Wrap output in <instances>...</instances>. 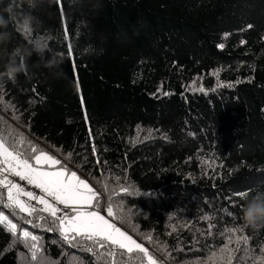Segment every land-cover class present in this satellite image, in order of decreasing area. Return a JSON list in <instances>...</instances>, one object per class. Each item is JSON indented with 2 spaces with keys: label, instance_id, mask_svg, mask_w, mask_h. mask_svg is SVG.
I'll return each instance as SVG.
<instances>
[{
  "label": "trees",
  "instance_id": "obj_1",
  "mask_svg": "<svg viewBox=\"0 0 264 264\" xmlns=\"http://www.w3.org/2000/svg\"><path fill=\"white\" fill-rule=\"evenodd\" d=\"M16 7L30 10L21 0ZM32 11L41 21L33 36H51L50 48L66 59L50 67L48 55H29L10 23L0 71L17 46L26 49L28 69L0 89V116L84 175L102 204L112 195L126 218L115 222L158 264H208L210 250L225 242L219 233L233 225L226 197L264 191V0H42ZM194 80L205 92L188 87ZM118 183L131 194L113 192ZM229 211L242 217L239 208ZM24 227L55 264H98L56 232ZM243 234L258 256L264 227ZM240 247L233 264H245ZM21 253L0 228V264H21Z\"/></svg>",
  "mask_w": 264,
  "mask_h": 264
},
{
  "label": "snow or ice",
  "instance_id": "obj_2",
  "mask_svg": "<svg viewBox=\"0 0 264 264\" xmlns=\"http://www.w3.org/2000/svg\"><path fill=\"white\" fill-rule=\"evenodd\" d=\"M252 27L251 24L246 26L247 29ZM64 31L67 32V29ZM228 35L230 34H225ZM244 43L246 41H241V44ZM66 46L71 52L70 45ZM218 47L223 49L224 44L221 43ZM225 86L223 83L217 84V87ZM188 87L205 92L203 86L196 87L195 80ZM162 91V88L158 89V92ZM3 100L4 97L0 95V103ZM13 119H18L15 110ZM0 123L6 126L0 128V208L8 210V214L0 210V228L10 235L13 247L21 245L27 250V255L20 254L21 264H55V261L44 254L41 237L24 225L58 233L60 239L69 247H79L92 253L98 264H158L157 259L143 243H138L132 235L117 226L115 221L123 224L126 218L114 210L112 195L102 204L98 193L75 171H71L62 165L60 160L33 144L23 133L8 126V121L3 116H0ZM141 130L137 128V131ZM148 131L151 133L152 130ZM135 143L133 140L132 145L135 146ZM92 151H96L94 146ZM10 176L18 177L25 184L15 182ZM119 179L117 174V180ZM27 186L38 189L39 193L27 190ZM251 191L246 189L226 197L228 207L223 211L233 220V225L225 227L219 233L225 238V242L223 247L210 250L206 257L208 264H233L235 253L241 251V244L245 247L244 255L240 259L245 264L250 256L253 257L252 264H264V247L259 248L258 256L253 255V251L247 247L249 237L243 234L247 226L239 222L241 216L229 211V208H239L242 213L244 203L240 201H246ZM113 192L131 194L126 185L119 183ZM236 197H239V200L235 199ZM115 208H123L122 200L115 204ZM208 219L209 217H205V220ZM145 239L150 243L154 242L150 235ZM233 243L236 245L235 249L230 247ZM156 250L170 255L166 245L157 244Z\"/></svg>",
  "mask_w": 264,
  "mask_h": 264
},
{
  "label": "clouds",
  "instance_id": "obj_3",
  "mask_svg": "<svg viewBox=\"0 0 264 264\" xmlns=\"http://www.w3.org/2000/svg\"><path fill=\"white\" fill-rule=\"evenodd\" d=\"M21 2L26 3L30 10L18 11L16 0H10L3 9H0V43L7 41L10 34L6 29L10 23H15V30L28 42L27 51L29 55L35 53L41 59L48 55L49 59L46 63L50 67L63 64L66 57L50 48L51 36H33V33L36 32V26L41 21L33 14L32 10L42 0H21ZM47 2L51 5L56 0H47ZM0 3H3V0H0ZM3 13H7V18ZM25 52L24 47L17 46L7 54V62L3 65V70L0 71V89L7 82H15L19 74L27 71L28 65ZM242 220L243 224L250 229L264 227V191H258L255 195L246 199L243 205Z\"/></svg>",
  "mask_w": 264,
  "mask_h": 264
},
{
  "label": "rangeland",
  "instance_id": "obj_4",
  "mask_svg": "<svg viewBox=\"0 0 264 264\" xmlns=\"http://www.w3.org/2000/svg\"><path fill=\"white\" fill-rule=\"evenodd\" d=\"M46 152H48L50 155H52L55 159H58V160H60L54 153H52V152H50V151H46ZM65 166V165H64ZM57 168L59 167V165H57L56 166ZM65 167H67V166H65ZM68 169H70L71 171H75L76 173H77V175L81 178V179H84L88 184H89V186L90 187H92L93 188V190L94 191H96L97 193H98V196H99V192L95 189V187L92 185V183L84 176V175H82L81 173H78L76 170H74V169H71V168H69V167H67ZM10 179H12V180H14L15 182L16 181H18L19 180V178L18 177H9ZM16 178H18V180L16 179ZM28 190V189H27ZM33 203H34V201H33ZM105 211H106V209H105ZM5 212V211H4ZM5 214H6V212H5ZM103 214V213H102ZM109 219H111V218H109ZM117 226H119V227H121L122 228V230H125V231H127L126 229H124L122 226H120L119 224H117ZM128 234H130L129 232H128ZM131 235V234H130ZM134 238V237H133ZM135 239V238H134Z\"/></svg>",
  "mask_w": 264,
  "mask_h": 264
},
{
  "label": "built area",
  "instance_id": "obj_5",
  "mask_svg": "<svg viewBox=\"0 0 264 264\" xmlns=\"http://www.w3.org/2000/svg\"><path fill=\"white\" fill-rule=\"evenodd\" d=\"M17 180H18V178H16ZM17 183H20L21 185H24L25 184V182L24 181H20V180H18V181H16ZM27 189L28 190H32V191H34V192H37V193H39V190L38 189H35V188H33L32 186H27ZM34 203H35V201H34ZM62 207V206H61Z\"/></svg>",
  "mask_w": 264,
  "mask_h": 264
}]
</instances>
